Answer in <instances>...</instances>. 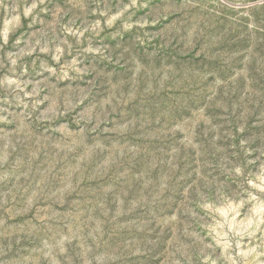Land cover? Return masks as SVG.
Wrapping results in <instances>:
<instances>
[{"label": "rangeland", "instance_id": "rangeland-1", "mask_svg": "<svg viewBox=\"0 0 264 264\" xmlns=\"http://www.w3.org/2000/svg\"><path fill=\"white\" fill-rule=\"evenodd\" d=\"M0 264H264V0H0Z\"/></svg>", "mask_w": 264, "mask_h": 264}]
</instances>
